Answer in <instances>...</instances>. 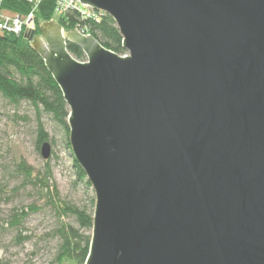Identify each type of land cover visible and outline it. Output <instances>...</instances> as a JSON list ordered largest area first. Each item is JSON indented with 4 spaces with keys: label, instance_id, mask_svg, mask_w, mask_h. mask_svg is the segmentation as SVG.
<instances>
[{
    "label": "water",
    "instance_id": "1",
    "mask_svg": "<svg viewBox=\"0 0 264 264\" xmlns=\"http://www.w3.org/2000/svg\"><path fill=\"white\" fill-rule=\"evenodd\" d=\"M80 2L125 54L57 21L28 40L94 193L83 264H264V0Z\"/></svg>",
    "mask_w": 264,
    "mask_h": 264
},
{
    "label": "trees",
    "instance_id": "2",
    "mask_svg": "<svg viewBox=\"0 0 264 264\" xmlns=\"http://www.w3.org/2000/svg\"><path fill=\"white\" fill-rule=\"evenodd\" d=\"M33 9L27 0H1L0 12L9 15L25 17ZM54 0H40L34 10L35 29L33 34L39 35V25L46 21H57L64 29H72L77 22L86 25L90 34L105 48L123 55L126 51L121 46V36L113 20L107 14H99L97 20H80L73 11L57 17L54 14ZM30 34L20 33L15 35L0 30V97L8 104L18 106L25 103L32 110L36 120V147L40 150L43 142L49 139L45 130V120L53 135L60 136L64 147L71 157V168L74 183L83 189L90 190L91 186L81 167L71 155L69 145V128L67 124L68 108L62 93L50 73L44 66L40 56L33 50L28 40ZM67 50L77 60L82 61L84 54L81 49L67 43ZM9 174L13 178H21L24 183L39 186L46 190L47 202L51 205L58 218L71 217L77 226L61 223L52 232L57 236L59 244L54 260L58 264H83L89 248L90 233L92 228V214L85 209L61 199L56 188L49 189L47 169L43 174L35 175L33 169L20 160L13 165ZM5 187L0 185V192ZM14 208L10 215L11 227L19 226L28 211L37 210L36 206Z\"/></svg>",
    "mask_w": 264,
    "mask_h": 264
},
{
    "label": "rangeland",
    "instance_id": "3",
    "mask_svg": "<svg viewBox=\"0 0 264 264\" xmlns=\"http://www.w3.org/2000/svg\"><path fill=\"white\" fill-rule=\"evenodd\" d=\"M43 124L49 136L46 142L50 144V156L46 160L36 147L37 123L32 110L25 103L13 106L0 97V185L5 187V191L0 192V264H58L54 258L59 240L52 231L60 222L77 226L69 216H56L47 202L46 190L39 184L24 183L21 178L10 176L9 171L20 160H24L35 175L48 169L50 191L55 187L61 199L93 213V190L74 183L67 149L45 120ZM31 205L37 210L28 211L19 226L11 227L12 210L24 207L27 211Z\"/></svg>",
    "mask_w": 264,
    "mask_h": 264
},
{
    "label": "built area",
    "instance_id": "4",
    "mask_svg": "<svg viewBox=\"0 0 264 264\" xmlns=\"http://www.w3.org/2000/svg\"><path fill=\"white\" fill-rule=\"evenodd\" d=\"M1 1V0H0ZM33 5V9L25 17H20L18 15H9L0 12V30L8 33H13L19 35L20 33L31 34L35 29L34 22V10L37 3L40 0H27ZM54 14L57 17L64 16L69 11L76 12L80 20H97L99 14L102 12H97L87 5H84L80 0H54ZM83 35H91L89 28L86 25L77 22L72 28Z\"/></svg>",
    "mask_w": 264,
    "mask_h": 264
}]
</instances>
